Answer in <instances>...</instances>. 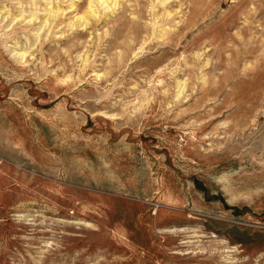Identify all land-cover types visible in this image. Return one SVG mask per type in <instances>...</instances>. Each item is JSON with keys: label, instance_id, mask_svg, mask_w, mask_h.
<instances>
[{"label": "rangeland", "instance_id": "374dc122", "mask_svg": "<svg viewBox=\"0 0 264 264\" xmlns=\"http://www.w3.org/2000/svg\"><path fill=\"white\" fill-rule=\"evenodd\" d=\"M0 264H264V0H0Z\"/></svg>", "mask_w": 264, "mask_h": 264}]
</instances>
